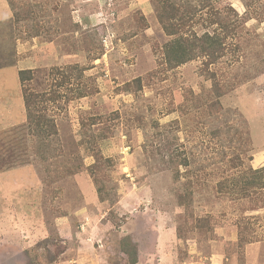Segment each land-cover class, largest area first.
Returning <instances> with one entry per match:
<instances>
[{"label": "rangeland", "instance_id": "rangeland-1", "mask_svg": "<svg viewBox=\"0 0 264 264\" xmlns=\"http://www.w3.org/2000/svg\"><path fill=\"white\" fill-rule=\"evenodd\" d=\"M190 1L187 38L228 17L208 68L161 62L174 37L160 0H0V264H130L124 238L136 264H264V185L233 189L264 169V0ZM29 68L35 90L70 75L48 104L52 145L26 124ZM166 129L190 157L181 172L146 159V136Z\"/></svg>", "mask_w": 264, "mask_h": 264}, {"label": "trees", "instance_id": "trees-1", "mask_svg": "<svg viewBox=\"0 0 264 264\" xmlns=\"http://www.w3.org/2000/svg\"><path fill=\"white\" fill-rule=\"evenodd\" d=\"M163 5V12L158 15L159 21L164 31L171 37L169 41L164 43L162 47V59L161 62L168 65L169 68H174L179 65L185 64L195 58L204 59L206 68L220 61V59L226 55L227 46V31L229 30L228 17H221L218 11L217 16L210 21L211 25L218 23L222 26L224 33H220L217 28H214V32L205 31L201 35L197 36L195 33L190 31V38L184 36V32L187 31L185 26H188V19L194 20L197 6L194 9L189 7L190 0H160ZM212 0H205L202 3L203 7L211 8ZM187 3V6L184 4ZM16 20L19 21V14L15 13ZM192 29V28H191ZM36 35H39L40 27L36 28ZM226 30V32H225ZM82 70V69H81ZM83 70L80 72L81 76ZM208 78L214 82L211 91H216L219 96L223 94L222 88L219 86V81H216L218 74L215 71L206 69V73L203 72ZM217 74V75H216ZM39 76L32 69L19 70L20 84H23L22 92L24 98V108L26 114V124L30 130L33 138L39 139L40 142H51L53 143V137L58 136V129L56 127L55 118L48 112V104L50 101L56 102L58 99H62L61 86L65 81L70 78V75L66 74L62 77L61 81H56V84H52L50 89H37L33 88L28 84ZM40 77V76H39ZM135 90L131 88V84L126 86L128 92L136 91L141 88V78L138 77L134 80ZM77 96H83L82 92L77 93ZM71 100V96L68 97L67 101ZM212 107V106H211ZM208 111V110H207ZM95 118L91 121L93 122ZM102 120V117H101ZM107 120V118H106ZM105 120V121H106ZM155 128H159L158 122L153 123ZM173 125V124H172ZM156 134L146 136L144 142L145 156L148 161H151L153 166L158 168H164L165 165H170V168H174L173 172H181L180 167H190V157L185 153V148H180L178 140H176L175 133L172 129H166L163 131H157ZM158 133V134H157ZM174 133L173 139L171 140L168 136ZM102 133L100 136H103ZM155 135V136H154ZM99 136V137H100ZM94 136L92 139H95ZM154 138H157L154 139ZM49 144V146L51 147ZM49 147V149H50ZM48 148V147H47ZM42 151L46 148L41 147ZM189 169V168H188ZM187 169V170H188ZM252 176L245 177L244 174L239 180L233 185L234 191H239L237 196L243 197L251 194V189L262 188L264 185V169L258 168L253 170ZM191 185V184H190ZM99 192L101 190L99 188ZM201 229L207 230L208 224H200ZM123 249H125L130 255V264H136L138 259L137 250L133 251L132 248L135 246L129 238L122 240ZM130 248V249H129Z\"/></svg>", "mask_w": 264, "mask_h": 264}, {"label": "crops", "instance_id": "crops-1", "mask_svg": "<svg viewBox=\"0 0 264 264\" xmlns=\"http://www.w3.org/2000/svg\"><path fill=\"white\" fill-rule=\"evenodd\" d=\"M156 248H157V247H155V249H154V254H155V252H156Z\"/></svg>", "mask_w": 264, "mask_h": 264}]
</instances>
